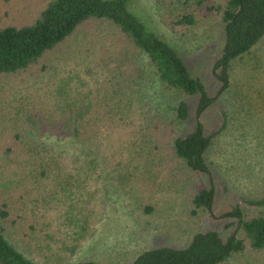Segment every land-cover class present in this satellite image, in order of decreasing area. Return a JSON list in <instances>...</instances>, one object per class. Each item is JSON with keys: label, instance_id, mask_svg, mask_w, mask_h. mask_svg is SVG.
Returning <instances> with one entry per match:
<instances>
[{"label": "trees", "instance_id": "1", "mask_svg": "<svg viewBox=\"0 0 264 264\" xmlns=\"http://www.w3.org/2000/svg\"><path fill=\"white\" fill-rule=\"evenodd\" d=\"M152 2L160 22L179 38L188 36V30L202 18L215 15L224 36L220 55L212 65L220 82L217 94L230 87L231 68L238 62L249 81L262 84L261 91L255 88L259 93H251L254 100L264 97V0ZM54 61L53 69L63 65L68 70L82 68L80 78L84 71L96 76L101 70L104 80L112 85L126 82L116 94L122 89L120 93L131 98L126 102L118 96L110 108L116 113L105 124L100 123L103 111L90 114L91 104L79 107L77 100L59 108L64 116L35 114L38 128L73 139L86 150L89 160L38 145L17 131L3 144L0 160L4 167L11 162L18 176L15 206L22 211L13 214L9 204L0 203V264H37L31 259L32 252L7 237L9 229L23 219L34 233L31 239L39 240L33 245L43 264H100L72 260L78 242L97 220L95 164L111 184L131 187L136 193V211L142 215L152 214L163 203L168 207L177 204L190 216L211 211L212 187L197 190L174 180L191 172H209L205 152L215 133L206 135L198 120L215 96L190 74L175 48L130 10L128 0H42L25 21L0 20V76L35 70L43 73ZM127 64L133 68H126ZM145 75L155 77L162 93L197 96L198 122L193 131L178 135V120L188 116L184 101L173 109L175 117L153 114L163 107L159 102L132 104L134 99L125 87L139 86ZM260 100L263 106L252 110V99H242L241 111L235 109V114L242 129L259 134L264 142V98ZM256 197L248 201L246 209L236 205L219 215L231 219L226 224L231 228L226 238L216 230L198 232L184 247L147 249L124 264H225L243 255L263 259L264 186ZM35 231L42 236L37 237Z\"/></svg>", "mask_w": 264, "mask_h": 264}, {"label": "rangeland", "instance_id": "2", "mask_svg": "<svg viewBox=\"0 0 264 264\" xmlns=\"http://www.w3.org/2000/svg\"><path fill=\"white\" fill-rule=\"evenodd\" d=\"M41 1L0 0V20L16 23L25 21ZM214 1L217 3L220 0ZM128 6L148 29L175 48L190 74L202 81L209 95L215 96L214 102L198 120L206 135L215 133L205 152L209 172H191L176 176L174 180L197 190L212 187L213 202L210 212L203 210L197 216L188 215L181 207H176L177 204L168 207L164 203L152 214L142 215L136 211V193L131 187L111 184L106 180L101 167L95 164V185L99 187L97 220L88 234L78 242L72 257L74 262L89 259L100 264H124L147 249L160 246L184 247L195 233L207 230H216L226 238L231 232L226 224L231 219L220 218L219 215L236 205L246 209L250 206L248 201L256 199V192L264 186V142L258 137L259 134L242 129L238 125L240 122L236 121L238 113L235 114V109L241 111L239 106L246 97L252 99L249 103L252 110L263 106L260 99L264 97L256 101V97L251 94H255V88L261 91L262 84L249 81L242 64L236 62L231 68L230 87L217 94L220 82L212 73V65L219 57L224 43L223 25L217 17L212 15L208 19L202 18V22L188 30V36L179 38L160 22L152 0H128ZM140 64L138 66L142 68L143 64ZM52 65H56V61L50 63L49 71L43 73L35 70L33 73L0 76V154L7 140L17 131L38 145H46L66 155L89 160L91 157L86 150L73 139L38 128L35 114L40 113L47 118L64 116L66 113L59 108L63 106L64 109L66 104L77 100L79 107L91 104L90 114L103 111L100 123L105 124L114 117L115 111H110V108L118 96L126 102L131 98L128 94L122 95V89L116 94L119 85L126 82L119 81L112 85L109 80H104L101 70L100 73L97 71L96 76L87 75L84 71L80 78L82 68L68 70L63 65L64 68L58 66V69H53ZM126 68L131 70L133 66L127 64ZM261 73L264 74L263 71ZM145 76L139 86L125 87L134 99L132 104L142 106L148 102L154 105L159 102L163 107L153 114L159 112L160 116L166 114L175 117L173 109L180 101H184L188 104V116L178 120V135L185 136L193 131L198 122L195 117L197 96L162 93L155 77L150 79L148 75ZM251 116L254 119L253 111ZM17 179L11 162L4 167V162L0 160V203L9 204L13 214L22 211L15 206L19 193ZM179 205L183 206L181 202ZM20 221L9 229L7 237L32 252L30 256L34 262L43 264L44 260L33 245L39 241L38 238L31 239L34 233L27 228L26 219ZM35 232L37 237L42 236V233ZM225 264H264V258L250 259L243 255Z\"/></svg>", "mask_w": 264, "mask_h": 264}]
</instances>
